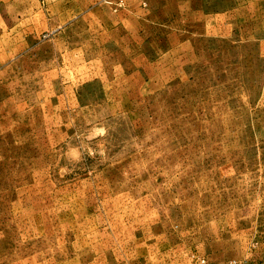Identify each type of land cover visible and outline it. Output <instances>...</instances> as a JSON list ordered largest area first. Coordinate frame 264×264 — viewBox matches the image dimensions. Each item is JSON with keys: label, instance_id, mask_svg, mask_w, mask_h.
<instances>
[{"label": "rangeland", "instance_id": "374dc122", "mask_svg": "<svg viewBox=\"0 0 264 264\" xmlns=\"http://www.w3.org/2000/svg\"><path fill=\"white\" fill-rule=\"evenodd\" d=\"M0 264H264V0H0Z\"/></svg>", "mask_w": 264, "mask_h": 264}, {"label": "built area", "instance_id": "2783aa9c", "mask_svg": "<svg viewBox=\"0 0 264 264\" xmlns=\"http://www.w3.org/2000/svg\"><path fill=\"white\" fill-rule=\"evenodd\" d=\"M197 264H209V263H208L207 259H205V258H199L197 260ZM228 264H246V263L241 262V261H238V260H230L228 262Z\"/></svg>", "mask_w": 264, "mask_h": 264}, {"label": "crops", "instance_id": "0c3cea01", "mask_svg": "<svg viewBox=\"0 0 264 264\" xmlns=\"http://www.w3.org/2000/svg\"><path fill=\"white\" fill-rule=\"evenodd\" d=\"M3 38V34H0V39Z\"/></svg>", "mask_w": 264, "mask_h": 264}]
</instances>
